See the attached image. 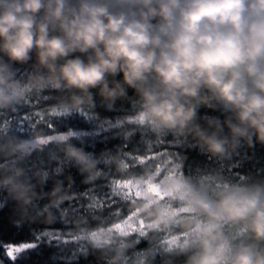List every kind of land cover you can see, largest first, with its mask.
<instances>
[{"label": "clouds", "instance_id": "1", "mask_svg": "<svg viewBox=\"0 0 264 264\" xmlns=\"http://www.w3.org/2000/svg\"><path fill=\"white\" fill-rule=\"evenodd\" d=\"M33 56L22 82L16 66ZM25 88L68 90L75 108L97 93L111 106L131 89L153 130L190 135L213 155L264 143V0H0V106ZM202 108L224 117H202ZM63 150L81 172L95 168L84 149ZM23 177L20 168L0 175V187L23 205L61 199L59 183L37 193ZM188 206L197 215L180 221L191 237L186 264H264V186L233 185L215 200L192 193ZM225 224H242L248 240L234 244Z\"/></svg>", "mask_w": 264, "mask_h": 264}, {"label": "trees", "instance_id": "2", "mask_svg": "<svg viewBox=\"0 0 264 264\" xmlns=\"http://www.w3.org/2000/svg\"><path fill=\"white\" fill-rule=\"evenodd\" d=\"M34 61L33 56L32 61L16 66L22 82L34 71ZM71 95L68 90L25 88L18 101L0 106V146L33 142L23 154L0 151V175L20 168L37 193H50L57 183L61 189V199L54 205L49 204L48 195L23 205L0 187L3 264H12L7 245L35 241L44 231L57 232L59 244L41 242L17 264H66L62 251L72 264H186L191 250L182 246L191 237L180 221L197 213L185 199L150 203L130 192L126 184L174 170L190 197L196 193L209 200L233 185L264 186V143L242 142L224 155H213L190 135L153 130L140 118L141 105L131 89L111 106L97 93L94 103L75 108ZM200 113L224 117L208 108ZM66 143L91 154L95 161L91 173L81 172L66 156ZM46 206L50 211H44ZM136 214L145 223L140 230L97 238ZM160 217L168 222H157ZM222 227L234 244L248 240L242 224Z\"/></svg>", "mask_w": 264, "mask_h": 264}, {"label": "rangeland", "instance_id": "3", "mask_svg": "<svg viewBox=\"0 0 264 264\" xmlns=\"http://www.w3.org/2000/svg\"><path fill=\"white\" fill-rule=\"evenodd\" d=\"M128 190L139 198H143L150 203L159 202L161 200L170 198L178 200L190 199V195L186 190L180 176L176 171L172 170L170 174L160 175L157 174L148 180H138L136 182L126 184ZM193 210V209H191ZM177 215V211L172 212ZM138 214L130 217L124 223L117 225L111 231L100 232L97 238H108L111 232H116L117 235H125L134 231L140 230L144 226V220Z\"/></svg>", "mask_w": 264, "mask_h": 264}, {"label": "snow or ice", "instance_id": "4", "mask_svg": "<svg viewBox=\"0 0 264 264\" xmlns=\"http://www.w3.org/2000/svg\"><path fill=\"white\" fill-rule=\"evenodd\" d=\"M44 238H47V240L45 241ZM53 241H56L57 244H59V234L54 231H44L40 235L36 236L35 241L7 245L6 255L12 261V264H17L18 261H23L25 258L24 254H26L28 250H34L38 248L41 242H46L51 245ZM61 254L65 259L66 264H72V260H69L67 255L63 254V251ZM0 264H3V261H0Z\"/></svg>", "mask_w": 264, "mask_h": 264}]
</instances>
